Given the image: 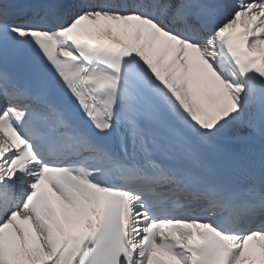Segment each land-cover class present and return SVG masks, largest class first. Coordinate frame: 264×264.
I'll use <instances>...</instances> for the list:
<instances>
[{
  "label": "snow or ice",
  "instance_id": "6c2138e0",
  "mask_svg": "<svg viewBox=\"0 0 264 264\" xmlns=\"http://www.w3.org/2000/svg\"><path fill=\"white\" fill-rule=\"evenodd\" d=\"M0 264H264V0H0Z\"/></svg>",
  "mask_w": 264,
  "mask_h": 264
}]
</instances>
